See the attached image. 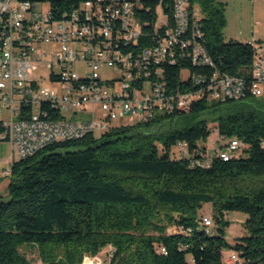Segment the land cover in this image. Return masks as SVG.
Instances as JSON below:
<instances>
[{
    "label": "trees",
    "instance_id": "trees-1",
    "mask_svg": "<svg viewBox=\"0 0 264 264\" xmlns=\"http://www.w3.org/2000/svg\"><path fill=\"white\" fill-rule=\"evenodd\" d=\"M191 6L202 15L214 65L165 63L167 89H196L194 77L216 70L250 79L255 47L224 40V4L191 0ZM208 113L219 135L238 138L244 149L228 160L214 157L209 166L191 165L212 134L202 117ZM181 142L188 144L186 157ZM11 169L8 192L0 195V264H32L20 252L23 245L38 247L44 264H80L84 253L96 255L109 245L115 250L108 264H189L188 254L194 264H227L226 248L242 264H264V97L204 95L188 111L56 141L14 160ZM206 203L213 208V234L201 228ZM229 211L247 214L246 233L235 244L226 238ZM172 225L178 229L168 232Z\"/></svg>",
    "mask_w": 264,
    "mask_h": 264
},
{
    "label": "built area",
    "instance_id": "built-area-1",
    "mask_svg": "<svg viewBox=\"0 0 264 264\" xmlns=\"http://www.w3.org/2000/svg\"><path fill=\"white\" fill-rule=\"evenodd\" d=\"M205 40L202 15L191 0H0V138L11 144V164L3 173L11 175L15 155L26 158L56 141L102 133L119 117L142 121L188 111L204 95L264 97V44L259 41H249L256 52L250 79L216 70L211 77H194L200 84L196 89L168 90L165 63L214 65ZM46 61L55 86L41 85L34 76L37 64ZM79 64L85 72L78 71ZM104 66L123 73L119 85L116 78L101 76ZM184 72L186 81L190 73ZM220 138L219 146L191 156V165L209 166L214 157L237 155L242 142ZM187 146L179 143L182 157L189 155ZM201 228L213 234V217L204 216ZM114 250L110 245L107 264ZM157 251L167 253L164 245ZM89 258L105 264L89 255L83 264ZM226 263L242 261L232 251Z\"/></svg>",
    "mask_w": 264,
    "mask_h": 264
},
{
    "label": "rangeland",
    "instance_id": "rangeland-1",
    "mask_svg": "<svg viewBox=\"0 0 264 264\" xmlns=\"http://www.w3.org/2000/svg\"><path fill=\"white\" fill-rule=\"evenodd\" d=\"M224 4V16L225 24L223 26L224 40H239V41H259L264 44V0H218ZM199 9L200 6L196 5ZM78 71L85 72L87 67L79 64L76 66ZM50 67L48 61L38 63L34 70L35 78L41 85L55 86L51 81ZM100 74L104 79L116 78L117 85L121 83V77L123 73L113 67L104 66L100 70ZM92 107L90 106V109ZM96 112L100 113L101 108L96 105ZM207 117L209 120V126L212 130V134L206 142L207 148L211 150L213 147H217L221 143V138L218 132V124L215 122L214 116L210 113L202 116ZM138 121L137 116L119 117L114 121L115 124H135ZM178 121L176 124H181ZM175 124V123H173ZM168 124H162V129L168 128ZM244 148H240L236 154H242ZM10 153L11 144L8 140H0V195H5L8 192V184L10 175H5L4 170L10 166ZM180 155V154H177ZM17 159V156H14ZM201 216L213 217V208L210 203H206L201 208ZM214 219V218H213ZM226 219L229 220V224L226 226V238L230 244H235L239 237L246 233L245 221L247 214L241 211H229L226 213ZM167 223L166 218L163 220ZM216 225V224H215ZM178 228L174 225L168 228V232L176 231ZM215 229V228H214ZM110 246V245H109ZM108 246L101 250L96 255L84 253L80 264L84 263L86 256H93L97 259H101L105 264L108 262ZM233 249L226 248L223 251L224 261L230 257ZM20 252L23 253L31 261L32 264H44L39 255V249L32 245H23L20 247ZM189 264H194L191 254L187 255ZM95 262V260H93ZM96 263V262H95ZM237 264V263H234Z\"/></svg>",
    "mask_w": 264,
    "mask_h": 264
},
{
    "label": "bare ground",
    "instance_id": "bare-ground-1",
    "mask_svg": "<svg viewBox=\"0 0 264 264\" xmlns=\"http://www.w3.org/2000/svg\"><path fill=\"white\" fill-rule=\"evenodd\" d=\"M85 264H96L95 262H93V259H87V261L85 262Z\"/></svg>",
    "mask_w": 264,
    "mask_h": 264
}]
</instances>
